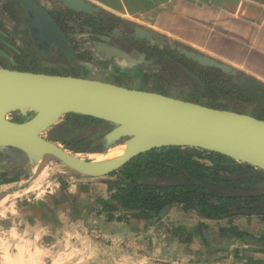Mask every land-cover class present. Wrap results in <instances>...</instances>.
I'll return each instance as SVG.
<instances>
[{
	"label": "water",
	"instance_id": "water-1",
	"mask_svg": "<svg viewBox=\"0 0 264 264\" xmlns=\"http://www.w3.org/2000/svg\"><path fill=\"white\" fill-rule=\"evenodd\" d=\"M53 1L75 13L99 12V8L84 0ZM26 4L30 8V24L36 25L32 29L35 38L69 49L46 10L32 0ZM134 35L150 37L139 27L134 28ZM180 53L202 67L234 77L239 87L247 90L260 87L255 81L237 76L232 67L203 54L184 48ZM10 114L28 119L11 121ZM65 114L110 124L112 128L100 140L102 150L82 152L79 156L87 158H81L45 139L43 135ZM114 144L120 149L116 157L90 158L106 155ZM164 147H191L218 153L264 173V120L98 80L0 68V155L6 156V148L15 149L37 165L36 155L40 153L67 168L71 176L100 178L142 153Z\"/></svg>",
	"mask_w": 264,
	"mask_h": 264
},
{
	"label": "crops",
	"instance_id": "crops-1",
	"mask_svg": "<svg viewBox=\"0 0 264 264\" xmlns=\"http://www.w3.org/2000/svg\"><path fill=\"white\" fill-rule=\"evenodd\" d=\"M37 1L40 2V5L46 11H55L56 15L61 16L59 26L64 33L77 32L78 27L84 29L88 27L89 32L93 33L94 27L108 25L113 22L115 24L119 23L120 25L116 26L119 27L117 29L120 33L130 34V38L135 39L146 48L168 49L172 52L184 48L203 54L232 67L236 70L237 76H243L247 80L259 83V89L264 88V0H84L99 8V12L88 15L71 11L75 15L86 17L85 19L93 21L102 17V21L99 19L95 20L97 22L100 21L98 25H90L87 22L85 24L68 22L67 18H65V13L70 11L65 9L62 4L53 0ZM15 17L20 19L18 15H15ZM13 22L18 23L15 20ZM136 27L147 31L150 34L149 39L136 37L134 35V28ZM70 36H72L71 33ZM81 36L77 39L78 43L95 41L85 32ZM105 40L109 39L106 38ZM109 49L112 50L111 48ZM120 55H122V60L120 61L114 59L101 62L102 58L98 56L91 58V62L80 61L77 65V72L79 74H82V71L88 72L90 76H86V78L114 85L116 83L111 81L113 80L112 77H120L127 84V86L123 85V87L136 90L145 89V91L159 93L156 86L152 87V79L148 75H140V77L137 76L135 78L132 75L128 76L126 73L131 72L134 66L138 64V61L131 60L132 56L130 57L127 52ZM143 59L141 60L143 61ZM131 82L138 83V86L133 85ZM159 84L162 83L160 82ZM160 92L167 96L169 94L163 91ZM70 179H68L66 191L62 189L58 191L57 189L56 199L52 203H56V200L64 194L66 198L63 196L59 199L64 207L62 208V213L66 209L70 210L72 214H77L78 218L86 217L93 210L97 197V188L101 187L104 180H99L103 182L99 183V181H95L98 178L76 177L74 181ZM47 193L51 192L47 191ZM32 206L31 203H28L24 212L26 210L32 211ZM55 207L56 210L52 208L54 213L49 211L51 210L50 208L46 209L51 216L57 217L58 227L64 231V225L66 224L63 223L59 216L60 212L58 209L60 205ZM172 209L179 210L180 208L174 206ZM172 209L170 214L173 212ZM181 210L185 211L182 208ZM179 216L183 217L185 221L180 220L177 224L185 223V228H189L197 219L195 218L193 222L187 221L189 215H186V213H180ZM41 220L42 222L49 221L47 224L53 226L48 218L42 216ZM238 222L241 225L246 224V220L243 219L234 221V223ZM251 223L252 227H260L257 220H252ZM152 225L149 224L139 231L132 230L128 239L139 238V246L144 249L145 242L149 240L148 237L145 239L149 231L147 228ZM50 226V230H47L48 232L43 235H47L53 229L57 230V228H50ZM52 233L49 234L51 235L50 238L58 240L59 234ZM138 234L143 235V238ZM187 235L188 232L185 231L182 234L166 238L165 242H168L171 247L179 242V239L180 241L182 240L183 253L187 261L197 259V257L200 259L211 257V262L209 263L193 264H264V244H257L249 239L233 237L226 241L221 240L217 246L209 243L208 247H203L195 239H192L191 243L186 244ZM150 239L152 245L159 247V243L156 242L157 240L154 242L152 235ZM171 249L173 250V248ZM222 250L227 251L226 253L224 252L226 254H224L225 257L219 256ZM160 257L162 255L157 250L156 252L147 253L145 258L155 263L163 261L160 260ZM186 264L192 263L188 262Z\"/></svg>",
	"mask_w": 264,
	"mask_h": 264
},
{
	"label": "rangeland",
	"instance_id": "rangeland-1",
	"mask_svg": "<svg viewBox=\"0 0 264 264\" xmlns=\"http://www.w3.org/2000/svg\"><path fill=\"white\" fill-rule=\"evenodd\" d=\"M85 18L70 17L67 21L81 23ZM13 20L8 9L0 4V26H12ZM6 30L9 29L6 28ZM15 45L17 46V52H20L23 56L24 54L29 55L28 57L31 56V50H23L24 44L15 42ZM175 56H177L176 53ZM185 61L188 62L187 60ZM30 67L40 71L37 66L31 65ZM64 73L67 75L73 74L71 70H67ZM81 73L85 77L90 76L88 72L82 71ZM126 74L128 76L132 75L133 78L141 75L140 73L138 74L136 69ZM212 74L217 75L215 79L217 85L207 89L204 88V91L200 92L195 85H190L184 80H177V84L174 80L170 82L166 80V83L171 84L172 87L167 85L168 90L165 89V92L169 93V97L196 102L205 106L221 107L225 110L237 111L247 115H252L264 107V102L244 100L239 95L228 94L225 91V89L227 90L225 81L220 73H214L211 70H208V73H204L208 77ZM112 79L111 81L116 83L115 85L127 86L120 77H112ZM183 83H186V85L183 86ZM133 85L138 86V83H133ZM142 91H145V89ZM16 116L10 114L8 119L15 121ZM66 120L67 118L64 119L62 117L43 136L49 137L61 147L70 148L65 150L79 156L80 153L89 150L88 144L91 140L87 142L86 138L90 137V134L94 132L83 130L82 127H77V124H67L61 128L60 133H56L58 126ZM68 120L71 123L77 121L72 118H68ZM117 147L118 144H114L111 148ZM0 156V264H186L188 262L193 264L211 262V257L207 259L197 257V259L187 261L183 253V242L180 239L179 242L171 247L168 242H165L166 238L177 235V223L180 220L185 221L183 217L179 216L180 213L189 215L187 221L190 220L192 222L197 218L194 212L180 211L181 207L179 206H177L180 208L179 210L172 209V214L169 211L168 215L153 223L154 225L150 224L152 226L147 228L149 231L145 236V239L148 237L149 240L145 242L144 249L139 246V238L128 239L132 232L129 228L134 227H129L132 218L123 212H114L113 216L119 217L121 221L115 219L111 222L105 221L104 203L109 200V196L114 189L112 184L99 181L106 180V178L95 180L103 184L97 188V197L93 210L86 217L78 218L77 214H72L70 210L66 209L62 213V208H64L62 203H55L56 206L60 205L58 209L60 212L59 216L63 223L66 224L64 225V231H62L58 227L57 217L51 216L46 209L48 208L46 202L49 201L53 204L57 189L59 191L54 179L60 176H67L68 179L71 178L74 181L77 176L70 177L69 170L63 166H61L59 174H53L44 172L38 166L36 167L32 159L16 163L11 157ZM47 191L51 193H47ZM52 194H54V197ZM28 203L33 205L35 213L28 210L24 212ZM40 213H44L43 217L48 218L53 226L47 224L49 221H45V223L40 219L38 220L36 215ZM49 226L50 228H57V230L53 229L52 232L59 234V239L62 237L65 239L62 242V246L60 242L57 243L58 245L54 244L55 246H53L49 241L48 238L51 237L49 234H53L51 231L47 235H43L48 232L47 230H50ZM138 235L143 238V235ZM151 235L154 242L157 240L159 247L152 245ZM157 250L162 255L160 260L163 261L152 263L145 258L147 253L156 252ZM224 252L226 253L227 251L222 250L219 256L225 257L226 254Z\"/></svg>",
	"mask_w": 264,
	"mask_h": 264
},
{
	"label": "trees",
	"instance_id": "trees-1",
	"mask_svg": "<svg viewBox=\"0 0 264 264\" xmlns=\"http://www.w3.org/2000/svg\"><path fill=\"white\" fill-rule=\"evenodd\" d=\"M207 69L221 74L228 94L239 95L244 100L264 102V88L247 90L237 86L232 76L224 75L214 68ZM216 77V74L205 76L200 84L193 85H197L200 92L204 91V88L217 85ZM251 116L264 120V107ZM62 117L91 121L96 127L112 128L108 123L85 116L65 114ZM104 134L97 133L90 144L91 149L84 153L101 151L103 143L100 140ZM43 137L57 145L49 137ZM57 146L64 150L70 149ZM5 150L6 157L12 156L16 163L27 159L18 150ZM101 178H106L104 181L114 186L109 200L104 203L107 222L114 219L121 221L113 213L123 212L132 218L129 227H134L129 230L139 231L168 215L174 206H181L183 210L192 211L197 216L189 228H185V223L176 228V234L188 232L186 244L195 239L203 247H208L209 243L217 246L221 240L233 237L264 244V173L246 163L197 148L164 147L142 153L118 170L98 179ZM54 180L59 190L66 191L68 177L60 176ZM59 199L56 200L57 203L60 202ZM46 203L48 209H51L49 211L54 213L52 208L56 210L55 203ZM34 211L35 208L32 207L30 212ZM43 215L44 213H40L36 216L41 220ZM239 219L246 220V224L234 223ZM252 220H257L260 227H252ZM48 239L53 246L59 242L62 246L63 240L65 241L63 237L58 240Z\"/></svg>",
	"mask_w": 264,
	"mask_h": 264
},
{
	"label": "flooded vegetation",
	"instance_id": "flooded-vegetation-1",
	"mask_svg": "<svg viewBox=\"0 0 264 264\" xmlns=\"http://www.w3.org/2000/svg\"><path fill=\"white\" fill-rule=\"evenodd\" d=\"M26 1L30 0H0V4L8 9L12 19L18 22H13L12 26H0V68L16 71L45 73L49 75L86 78L77 72V65L80 61L88 62L91 60V58L97 56L102 58L101 62H106V60L112 61L114 59L120 61L122 60V55L120 54L127 52L130 57L132 56L131 60L134 59L138 61V64L134 66V69H136L138 74L140 73L142 76L148 75L150 79H152V87L156 86L159 93H161V90L164 92L165 89L168 90L167 85L172 87L171 84L166 83V80L169 82L174 80L176 81V84L177 80H184L190 85H198L201 83L202 78H205L204 73H208L209 69L204 68L198 65L196 62L186 58L180 53V49L178 51L175 50V52H172L168 49L159 50L153 47L146 48L142 46L141 43L133 38H130V34L123 32L120 33L117 29L119 28L117 27L120 25L119 23L115 24L113 22L108 25L94 27L93 33L89 32L88 27L85 29L78 27L77 32H70L72 34V36H70V33L68 34L62 32L59 26V20L61 16L59 17L56 15L55 11L51 10L50 12H46L53 19L57 28L67 40L69 49L57 47L54 43L48 42L46 40L40 42L35 38L32 32V29H36V25L30 24L31 21L28 18L30 15L28 13L30 8L26 4ZM32 1L41 6L40 2L37 0ZM15 15H18L20 19H17ZM70 17L81 18L79 15H75L71 11L65 13V18H67V20L70 19ZM99 20L102 21L103 18L101 17ZM86 22L90 25H98V22L100 21L97 22L95 20L93 21L91 19H85L81 23L85 24ZM6 28L9 30H6ZM83 32H85V34L88 36H91V38H93L95 41L91 40L90 42L83 41L78 43L77 39L78 37H82L81 35H83ZM106 38L109 40H105ZM15 42L24 44L23 50H31V56L28 57L29 55L26 54L23 56L20 52H17V44L15 45ZM175 53L177 56H175ZM142 58H144L143 61L141 60ZM31 65L39 67L38 70L40 71L30 67ZM67 70H71L73 74H65L64 72ZM160 82L162 84H159ZM183 84V86L186 85V83ZM68 118L66 121H63V124L58 126L59 128L56 133H60L61 128L67 124H77L76 126L82 127L83 130H88L91 132L93 131L94 133L90 134V137L86 138L88 140L87 142L91 140L88 144V149H91L90 144L92 143L93 138L97 137V133L102 135L111 129V127L106 129L104 126L96 127L95 123H91V121L77 120L76 122L71 123L69 122ZM26 119H28V117L16 116L15 121L23 122Z\"/></svg>",
	"mask_w": 264,
	"mask_h": 264
},
{
	"label": "bare ground",
	"instance_id": "bare-ground-1",
	"mask_svg": "<svg viewBox=\"0 0 264 264\" xmlns=\"http://www.w3.org/2000/svg\"><path fill=\"white\" fill-rule=\"evenodd\" d=\"M119 153H120L119 148H111L107 150V152L105 153L106 155L104 156H91L90 158L95 159V160H101L104 158H113V157H116ZM36 156H37V165H35L36 167L38 166L42 168L44 172H51L53 174H59L61 170L60 163L40 153H38Z\"/></svg>",
	"mask_w": 264,
	"mask_h": 264
}]
</instances>
